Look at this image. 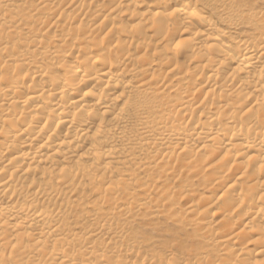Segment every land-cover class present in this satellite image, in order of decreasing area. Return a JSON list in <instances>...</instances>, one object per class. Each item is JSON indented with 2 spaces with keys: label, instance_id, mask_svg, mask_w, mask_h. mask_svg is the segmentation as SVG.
Masks as SVG:
<instances>
[{
  "label": "bare ground",
  "instance_id": "obj_1",
  "mask_svg": "<svg viewBox=\"0 0 264 264\" xmlns=\"http://www.w3.org/2000/svg\"><path fill=\"white\" fill-rule=\"evenodd\" d=\"M0 264H264V0H0Z\"/></svg>",
  "mask_w": 264,
  "mask_h": 264
},
{
  "label": "rangeland",
  "instance_id": "obj_2",
  "mask_svg": "<svg viewBox=\"0 0 264 264\" xmlns=\"http://www.w3.org/2000/svg\"><path fill=\"white\" fill-rule=\"evenodd\" d=\"M198 195L202 194L206 197H210V192H205V189L203 187L198 188V191L196 192ZM197 195V197H198ZM214 196V195H213ZM187 201L178 202L176 205V211L183 210L184 204ZM189 219V216L185 217ZM150 224V225H148ZM146 226H143V231L141 232L140 239L143 244V249L146 250L148 253H151V251H159L161 249H170V247H173L175 244V241L172 238H168V235H165L163 233H158L157 231H153V228L156 229H172V225L165 220H160L158 222H146L144 224ZM163 241L161 244L160 242ZM167 247V248H164ZM157 249V250H156Z\"/></svg>",
  "mask_w": 264,
  "mask_h": 264
}]
</instances>
